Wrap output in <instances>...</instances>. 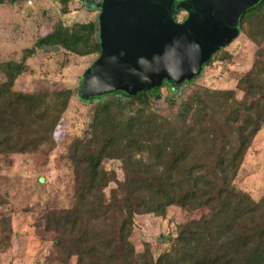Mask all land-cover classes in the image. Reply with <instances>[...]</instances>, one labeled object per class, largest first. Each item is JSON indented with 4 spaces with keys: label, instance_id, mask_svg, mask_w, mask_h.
Segmentation results:
<instances>
[{
    "label": "trees",
    "instance_id": "16d2710c",
    "mask_svg": "<svg viewBox=\"0 0 264 264\" xmlns=\"http://www.w3.org/2000/svg\"><path fill=\"white\" fill-rule=\"evenodd\" d=\"M239 26L256 46L263 44L264 0L242 15ZM97 33L96 19L71 26L58 20L18 61L0 62V156H48L72 96L67 89L13 90L26 59L37 50L99 54ZM188 84L165 86V102L173 107ZM237 90L240 99L234 90L196 88L166 114L150 108L156 102L148 91L89 100L97 104L89 133L73 138L66 151L74 174L73 204L43 216V230L55 235L57 249L46 263L68 264L74 257L75 264H264V194L255 201L234 184L264 126V50ZM76 93L78 98V86ZM107 160L119 161L122 180L104 168ZM110 184L115 186L107 196ZM170 206L188 213L204 208L207 216L178 225L170 248L156 258L148 243L136 253L130 241L134 217L164 216Z\"/></svg>",
    "mask_w": 264,
    "mask_h": 264
},
{
    "label": "rangeland",
    "instance_id": "374dc122",
    "mask_svg": "<svg viewBox=\"0 0 264 264\" xmlns=\"http://www.w3.org/2000/svg\"><path fill=\"white\" fill-rule=\"evenodd\" d=\"M64 3L66 13L62 11ZM183 14L179 13L177 18H182ZM97 15L98 10L87 7L83 0H1L0 62L18 61L25 49L33 47L38 38L53 30L58 20L64 26H71L92 22ZM263 50L264 42L258 47L245 33H240L236 40L213 56L198 78L189 82L173 107L200 87L234 90L240 99L238 81ZM97 56L96 53L80 57L64 50H37L26 59L25 70L14 81L13 90L17 92L67 89L72 91V96L53 133L54 148L48 156H0V196L5 200L0 205V264H47L51 252L57 251L53 244L55 235L43 230V216L48 209H67L73 204L74 174L66 151L73 138L88 135L97 106L95 103H81L76 88L84 70ZM159 95L162 101L154 100L156 103L150 108L161 114L172 112L175 108L165 102V86L159 90ZM106 101H111L114 107L119 106L121 111L127 110L124 104L117 105L112 98ZM103 166L115 171L118 180L123 179L119 161L107 160ZM234 184L255 201L264 194V126L248 149ZM114 186L107 187V196ZM206 216L204 208L188 213L177 206L168 207L164 216L137 215L130 241L136 253L148 243L156 258L170 248L178 225L191 220L200 221ZM68 264H75V258L72 257Z\"/></svg>",
    "mask_w": 264,
    "mask_h": 264
},
{
    "label": "water",
    "instance_id": "95a60500",
    "mask_svg": "<svg viewBox=\"0 0 264 264\" xmlns=\"http://www.w3.org/2000/svg\"><path fill=\"white\" fill-rule=\"evenodd\" d=\"M261 0H84L98 10L97 58L78 82L79 101L148 91L198 78L240 34L241 16ZM177 12L186 14L176 20Z\"/></svg>",
    "mask_w": 264,
    "mask_h": 264
},
{
    "label": "flooded vegetation",
    "instance_id": "af4514ba",
    "mask_svg": "<svg viewBox=\"0 0 264 264\" xmlns=\"http://www.w3.org/2000/svg\"><path fill=\"white\" fill-rule=\"evenodd\" d=\"M179 13H181V12H177V14H176V20H177V21H182V20L185 18L186 14L183 12L184 14H183L182 18L178 19V18H177V15H178ZM241 17H242V16H241ZM240 19H241V18H240ZM239 24H240V22H239ZM239 29H240V26H239Z\"/></svg>",
    "mask_w": 264,
    "mask_h": 264
}]
</instances>
